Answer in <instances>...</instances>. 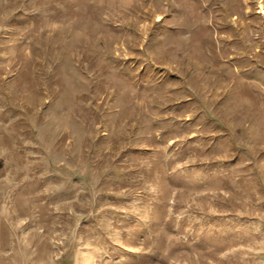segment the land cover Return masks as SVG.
Here are the masks:
<instances>
[{
  "label": "rangeland",
  "instance_id": "374dc122",
  "mask_svg": "<svg viewBox=\"0 0 264 264\" xmlns=\"http://www.w3.org/2000/svg\"><path fill=\"white\" fill-rule=\"evenodd\" d=\"M258 2L0 0V264H264Z\"/></svg>",
  "mask_w": 264,
  "mask_h": 264
},
{
  "label": "bare ground",
  "instance_id": "6f19581e",
  "mask_svg": "<svg viewBox=\"0 0 264 264\" xmlns=\"http://www.w3.org/2000/svg\"><path fill=\"white\" fill-rule=\"evenodd\" d=\"M258 4H259V8L264 12V5L262 4V1L261 0H259V2H258ZM259 9V10H260ZM90 264L91 263V257H86V264Z\"/></svg>",
  "mask_w": 264,
  "mask_h": 264
}]
</instances>
